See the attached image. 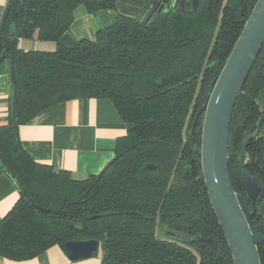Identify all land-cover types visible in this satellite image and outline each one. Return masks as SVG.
I'll return each mask as SVG.
<instances>
[{"label": "trees", "instance_id": "trees-1", "mask_svg": "<svg viewBox=\"0 0 264 264\" xmlns=\"http://www.w3.org/2000/svg\"><path fill=\"white\" fill-rule=\"evenodd\" d=\"M117 2L6 4L0 66L7 67L9 94L0 169L18 199L0 221V257L24 261L68 241L96 240L101 264H234L191 130L257 0H199L190 13L171 0L149 26L117 15L94 39L70 48L60 44L78 8L93 15L115 10ZM20 41L55 47L25 51ZM90 98L109 100L126 127L106 167L75 179L32 160L19 127L54 105ZM202 125L201 116L194 130L197 150ZM227 157L233 190L249 211L242 171L262 183L253 225L264 237V45L233 110ZM146 164L157 169L146 170ZM257 256L264 264L263 247Z\"/></svg>", "mask_w": 264, "mask_h": 264}, {"label": "crops", "instance_id": "crops-1", "mask_svg": "<svg viewBox=\"0 0 264 264\" xmlns=\"http://www.w3.org/2000/svg\"><path fill=\"white\" fill-rule=\"evenodd\" d=\"M148 0H118L115 10L93 15L82 8L74 13L69 33L60 44L70 48L77 41L94 39L95 33L109 25L117 15L138 17ZM8 0H0V19ZM23 50H52V42L20 41ZM9 83L7 67L0 66V126L7 123ZM126 127L107 99H78L54 105L37 114L18 129L25 152L37 163L69 172L75 179L99 174L113 159L117 140ZM18 194L11 180L0 169V221L13 207ZM100 250L91 258L70 261L53 246L39 256L15 261L0 257V264H101Z\"/></svg>", "mask_w": 264, "mask_h": 264}, {"label": "water", "instance_id": "water-1", "mask_svg": "<svg viewBox=\"0 0 264 264\" xmlns=\"http://www.w3.org/2000/svg\"><path fill=\"white\" fill-rule=\"evenodd\" d=\"M171 0H151L137 20L151 25ZM183 13L197 9L199 0H172ZM264 45V0H257L228 59L210 85L205 104L197 112L191 130V146L201 160L202 174L211 206L226 236L234 264H259L257 248H264V237L253 225L260 181L242 171L244 191L251 206L247 210L235 194L228 170V134L236 101ZM203 116L200 149H195L194 130ZM253 136L246 141H250ZM146 170H156L151 164ZM70 261L93 257L99 251L96 240L68 241L59 246Z\"/></svg>", "mask_w": 264, "mask_h": 264}, {"label": "flooded vegetation", "instance_id": "flooded-vegetation-1", "mask_svg": "<svg viewBox=\"0 0 264 264\" xmlns=\"http://www.w3.org/2000/svg\"><path fill=\"white\" fill-rule=\"evenodd\" d=\"M245 172V171H244ZM241 177H242V174H241ZM256 178V177H255ZM258 179V178H257ZM259 180V179H258ZM243 182V181H242ZM261 183V182H260ZM261 188H262V183H261ZM239 195V194H237ZM241 196V195H240ZM242 197V196H241ZM243 199V198H242ZM244 202V201H243ZM245 205V204H244ZM248 210V209H247Z\"/></svg>", "mask_w": 264, "mask_h": 264}, {"label": "rangeland", "instance_id": "rangeland-1", "mask_svg": "<svg viewBox=\"0 0 264 264\" xmlns=\"http://www.w3.org/2000/svg\"><path fill=\"white\" fill-rule=\"evenodd\" d=\"M203 117V116H202Z\"/></svg>", "mask_w": 264, "mask_h": 264}]
</instances>
